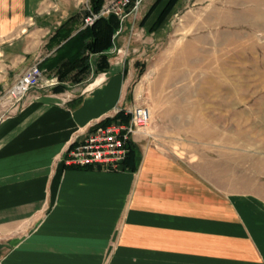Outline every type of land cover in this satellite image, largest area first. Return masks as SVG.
<instances>
[{
  "label": "crops",
  "instance_id": "obj_1",
  "mask_svg": "<svg viewBox=\"0 0 264 264\" xmlns=\"http://www.w3.org/2000/svg\"><path fill=\"white\" fill-rule=\"evenodd\" d=\"M203 2L231 15L264 7ZM79 10L70 0H0V94L55 53L56 27ZM118 58L83 93L39 88L0 120V264H264L258 164L233 174L229 157L184 161L136 137L120 170L65 163L70 144L127 102L133 69L126 76Z\"/></svg>",
  "mask_w": 264,
  "mask_h": 264
},
{
  "label": "rangeland",
  "instance_id": "obj_2",
  "mask_svg": "<svg viewBox=\"0 0 264 264\" xmlns=\"http://www.w3.org/2000/svg\"><path fill=\"white\" fill-rule=\"evenodd\" d=\"M70 1L73 10L89 8L88 0ZM154 1L144 0L131 11L132 0L117 15L119 29L114 53L109 54L119 56L126 76L133 69L123 90L127 102L115 112L123 113L126 120L115 121L131 122L138 108L148 114L147 120L134 125L129 138L132 149L136 137L140 143L151 139L153 147L184 161L208 154L229 157L233 170L236 167L233 174L240 163L248 171L258 164L264 180V7L253 5L231 15L219 6L207 7L205 0H178L165 21L152 29L165 0L141 22ZM189 10L194 14L191 23L183 18ZM27 68L0 94V120L23 109L29 94L39 88L56 91L55 86L62 84L65 87L59 91L83 93L102 72L92 69L83 81L74 83L42 68L45 80L16 101L10 90ZM49 80L57 83L48 85Z\"/></svg>",
  "mask_w": 264,
  "mask_h": 264
},
{
  "label": "trees",
  "instance_id": "obj_3",
  "mask_svg": "<svg viewBox=\"0 0 264 264\" xmlns=\"http://www.w3.org/2000/svg\"><path fill=\"white\" fill-rule=\"evenodd\" d=\"M89 8L79 10L69 16L58 27L50 38L48 45L53 47L57 45L55 53L47 56L40 63V68L48 73H55L61 81H73L78 83L87 77L89 72L94 69L95 73L105 71L109 67L108 51L114 45V37L119 29L120 20L116 14L101 16L91 25L82 26L83 18L90 13L100 12L104 0H88ZM163 0H155L145 14L141 23H143L162 3ZM178 0H165L163 6L157 10V18L153 23L155 29L171 13V9ZM98 54L99 60L91 61V54ZM93 65V66H92ZM64 85L55 86V90L64 89ZM117 118L126 120L123 113H117L111 118H104L100 124H107L115 121ZM131 142V141H130ZM129 143V153L132 152V143ZM128 153V154H129ZM127 156V155H126Z\"/></svg>",
  "mask_w": 264,
  "mask_h": 264
},
{
  "label": "built area",
  "instance_id": "obj_4",
  "mask_svg": "<svg viewBox=\"0 0 264 264\" xmlns=\"http://www.w3.org/2000/svg\"><path fill=\"white\" fill-rule=\"evenodd\" d=\"M132 0H109L103 5L100 12L90 13L84 18L83 25H91L97 18L109 14L120 15L131 4ZM131 11H135L144 0H134ZM129 11L130 13H132ZM40 61L36 62L19 78L10 90V97L21 101L31 88L40 86L45 80ZM50 81V82H49ZM47 81L48 85L56 84V80ZM129 123L119 120L107 124H98L88 131L87 136L77 140L66 150L65 163L67 165L102 168L105 170H118L122 168L126 155L129 153V138L135 132L137 121L147 120V111L138 108ZM136 120V121H135Z\"/></svg>",
  "mask_w": 264,
  "mask_h": 264
}]
</instances>
